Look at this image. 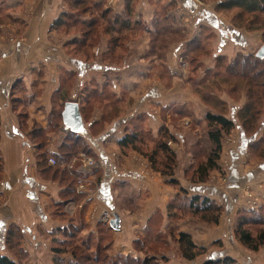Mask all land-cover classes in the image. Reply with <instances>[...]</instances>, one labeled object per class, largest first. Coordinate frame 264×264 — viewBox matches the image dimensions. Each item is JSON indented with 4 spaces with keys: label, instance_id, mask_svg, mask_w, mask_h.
Here are the masks:
<instances>
[{
    "label": "crops",
    "instance_id": "crops-1",
    "mask_svg": "<svg viewBox=\"0 0 264 264\" xmlns=\"http://www.w3.org/2000/svg\"><path fill=\"white\" fill-rule=\"evenodd\" d=\"M129 1L133 18L142 21L143 26L126 42L127 53L121 62L111 63L106 60L109 58H106L108 47L104 33L93 48L92 62L68 53L77 33L53 25L68 11L66 0H0V253L10 255L5 244L8 230L12 226L21 229L20 245L28 254L23 264H55V258L64 264L69 259L65 253L54 257L51 252L52 236H59V229L66 225V220L55 215L54 205L59 202H62L64 216L86 207L83 219L88 227L85 232H95L99 222L110 228L109 222L100 219L103 211L118 214L120 229L112 231L114 240L109 253L143 257V251L135 250L132 243L151 228L156 210L163 213L174 189L163 182L156 171L142 173L131 154L121 158L117 141L123 136L128 121L136 116H141L144 124L155 132L162 125L176 132L169 124L171 120L178 122L181 128L176 135L180 142L188 139L186 133L193 138L191 126L197 121L192 120L205 121L206 107L188 77L192 71L198 73L196 79L205 77V73L202 66H191L188 54L185 55L186 44L199 36L203 26L214 32L215 37L208 43L210 54L200 57L203 67L207 68L214 66V56L223 54L230 58L234 50L247 46L244 34H239L238 41L234 35L242 32L233 28L226 31L228 23L200 0ZM90 2L91 9L80 17L96 16L101 24L107 18L113 20L124 15L127 5V0H119L114 7H108L106 0ZM103 11L109 13L105 19ZM189 15L196 16L193 22L198 29L196 34L188 33L185 22ZM94 75L102 79L101 84L96 80L99 90L110 88L120 99L118 108L122 113L106 125L101 116L110 109L108 104L93 106L87 118L80 108L83 104L78 93ZM71 78L74 81L70 82ZM242 97L241 101L228 104V118L238 129V144L228 155L227 190L207 184L189 186L191 192L216 197L223 204L224 212L218 224L210 226L190 218L178 221V230L189 233L195 245L208 250L187 260L180 256L175 243L172 244L175 249L158 254L167 258L162 264H203L224 256L241 262L237 253L252 261L256 258V254L240 249L233 234L235 210L241 199L234 193L239 186L258 183L255 189L264 210V160L255 166L244 162L245 148L254 135L245 136L235 117L236 111L247 101L245 95ZM70 101L78 104L82 120L78 129L66 126L62 118L64 105ZM59 112L61 116L56 119ZM94 121L98 122L94 126L98 127L96 133L92 132ZM183 126L186 127L182 130ZM261 126H264V118ZM39 128L41 132L32 136ZM67 129L80 135L95 157L96 166L89 177L96 188L88 194L77 192L84 194L77 201L62 199L63 186L46 173H40L36 158L42 150L48 157L58 154ZM40 139L44 140L42 147L38 143ZM142 190L148 195L140 204ZM126 198L135 210L128 211L123 204L121 208L118 206L117 203ZM162 216L166 220V213ZM159 232H165V224ZM259 249L264 252V245ZM260 255L262 262L264 255Z\"/></svg>",
    "mask_w": 264,
    "mask_h": 264
},
{
    "label": "trees",
    "instance_id": "trees-1",
    "mask_svg": "<svg viewBox=\"0 0 264 264\" xmlns=\"http://www.w3.org/2000/svg\"><path fill=\"white\" fill-rule=\"evenodd\" d=\"M90 3L91 2L88 0H66V4L69 7H67L68 11L62 13L54 21L53 25L56 27L61 26L65 30L70 28L77 33L78 37H74L70 42L68 53L72 56L82 57L84 60L92 62L93 60L91 61V59L93 54L89 59L91 49L98 42L94 40L96 37H91V35L94 36V33L97 30V25L101 23L96 16L89 19H82L80 17L91 9ZM125 9L126 11L124 15L117 16L113 20L107 18L109 15L107 11H103V16L105 15L104 19L107 18L106 21L104 20V22H102L103 28H101V33H104L107 38L108 51L106 52V58L115 57L120 61L127 53L126 42L133 36L135 30H138L143 26L142 21L133 18L129 0H127ZM234 9L249 14L264 13V0H221L215 6L216 11H230ZM207 29L210 30V28ZM200 35L201 34H199L196 39L188 41L185 48V55L188 54V60L190 61L191 66H202L205 73V77L196 79L198 82L196 85L199 89H202V92L212 95L213 97V93L215 92L210 90V85H212L210 83L214 84L216 76L212 75L211 72H214L216 68H220L218 67V59L223 58L224 61H226L224 70L227 71L228 74L231 71L234 73L231 74L232 76L228 77L227 75H222L221 80L224 82H227L229 78L241 80L246 89L245 91L248 96V102H246L241 108L243 109L241 126L244 131L248 123H251V118L254 116L256 117L259 113V108L257 106L258 102L264 100V58H258L254 54L251 56L250 54L236 53L231 60L227 61V59H225L226 57L224 58L219 54L214 56L215 65L212 68L203 67L204 65L201 63L200 57L210 53V46L208 47V43L210 44V41L214 38L215 34L214 36L212 34L213 37L209 39L210 41L208 43H206V47L204 46L205 41L199 38L201 37ZM125 36H128V38L126 39ZM204 50L207 52H204ZM260 66H262V68H260ZM215 72L217 74L220 73L219 70ZM72 75L74 74H71V76ZM72 81H74V79L71 78L70 82ZM96 84L97 83L93 79H90L81 87L78 97L81 98V103L83 105L80 106V108L87 118L93 106H105L108 104L110 109L105 110L101 116V120L104 121L106 125L113 118L118 116L117 113L120 115L122 112L120 111L121 108H118V102L120 99L118 100L112 91L105 90V88L99 90L100 87H97ZM256 92H258V94ZM196 93L204 103H207V99L203 98L205 95H202L201 97L198 90ZM220 103L224 105V103ZM60 116V112L57 113L56 119L58 117L60 118ZM108 118L110 119L108 120ZM133 119L128 121L123 136L117 141L120 154L124 155L128 150H134L140 154H143V152L149 153L145 154V156L143 154V156L145 158L148 156L147 160L150 166H152V160L154 158L153 153H155L156 150L163 151L165 146L161 142L158 147L154 148V150L150 149L151 144H147L151 142V138L148 139V135L151 133L150 128L144 124V120L141 116H136V118ZM205 120L208 126L207 137L212 142L213 149H211L205 161L197 168L198 180L200 182H204L206 175L217 167V161L222 147V134L230 132L234 127V122L231 119L219 113L215 114L208 111L205 114ZM96 124H98L97 121L92 123V132L94 133L98 131V127H94ZM34 131L38 133L34 132L32 133V136H37L39 132H41V129L39 128ZM38 143L39 146L42 147L44 145V140L40 139ZM143 144L145 145V150L142 148ZM80 153L90 156L95 160L91 147L83 140V138L80 135H77L75 131L67 129L65 138L60 145L59 153L52 154L56 160L54 165L48 163L47 153L43 150L36 155L40 173H46V175L50 176L49 178L58 180L63 186V191L61 192L63 200L73 199L74 201H77L84 195L76 192V178L78 176H86L87 173H84L79 169L81 165L79 160L74 162L71 161ZM180 190H182V188ZM188 204L191 215L195 216L199 215L197 213H200L202 217H199L206 222L214 224L219 222L221 206L211 198L206 196L200 198L199 194H196L189 199ZM54 206L55 215L66 220V225L59 229V236H52L51 252L54 257H59L64 253L70 254L73 261H71L72 264H162V262L167 261V258L164 256L159 257L158 254L161 251L169 250L170 242L177 243L178 253L183 259L192 260L196 256L205 252V247L195 245L190 234L187 232L180 230H176L175 232L174 230L168 233L167 230H165L164 233L157 231L156 234H153V216L150 222L151 228L146 229L145 234L139 236L132 243L135 250L143 251V257H133L120 253L111 255L109 254V249L113 242V230L104 223L99 222L95 232H85L88 227L83 219L86 207L76 209V212L73 215L64 216L62 202L55 203ZM169 207L171 209H177L176 207L171 206L170 203H168L167 210H169ZM214 211L215 213H212ZM239 212L241 216L238 217L236 223V238L243 247L257 251L259 247L264 245V228H261L256 234H253L247 226L255 224L254 220L259 221L256 225L264 226V218H258L259 216L254 215L259 212V209H241ZM168 215L169 212L166 214V219L168 218ZM22 237L21 229L12 226L8 230L5 237V244L10 255L0 253V264H23V261L27 258L28 254L20 245ZM160 244L162 246L159 250L156 251L153 249V245ZM54 260L55 264H60L59 260L56 258ZM203 264L237 263L232 257L224 256L206 260Z\"/></svg>",
    "mask_w": 264,
    "mask_h": 264
},
{
    "label": "rangeland",
    "instance_id": "rangeland-1",
    "mask_svg": "<svg viewBox=\"0 0 264 264\" xmlns=\"http://www.w3.org/2000/svg\"><path fill=\"white\" fill-rule=\"evenodd\" d=\"M88 1H90V0H88ZM220 1L221 0H200V2L204 6L212 8V10H214V12L217 15H219L223 21L228 23L229 28H225V30L227 29L226 31L229 32L233 28L234 31L236 29V32H238V30H239V32H242V33L234 34L237 37V41L239 38V34H244V36L247 37V41H246L247 46H245V49L239 50L236 47L237 49L232 52V55L230 58H228V56L223 55V54H220V56H222L224 58L226 57L225 59H227V61H229L235 56L236 53L250 54L251 56L253 54L256 55L258 50L262 46H264V13L249 14V13H246L243 11H239L237 9L230 10V11H219V10L216 11L215 6ZM195 18H196V16L189 15L188 20L185 22L187 24L186 27L188 28V33H190V34H193L194 32L196 34L197 30H198L197 28H195L193 26V22H194ZM167 26H168V24H167ZM101 28H103V24H98L97 30L94 33V36L91 35V37H96V39H94L96 42H99V40H100L99 37L102 35V33H101L102 29ZM207 28H209V27L203 26V28L200 29L201 30L200 31L201 37H199V38L203 39V41H205V43H204L205 47H206V43H208L210 41L209 39H211L214 36V32L211 31V29L209 30ZM212 34H213V36H212ZM125 38L127 39L128 36H125ZM97 44H95L92 47L91 55H90L89 59L92 57L93 48L95 46H97ZM207 50H209V49H207ZM204 52H207V51L204 50ZM106 60L111 62V63L121 62V60L118 61V59H116L115 57L109 58ZM178 61L180 62L179 56H178ZM213 63H214V60H213ZM214 65H215V63H214ZM225 65H226V61H224L223 58L218 59V67H220V68H216V70H214V72H211L212 75L216 76L215 80H214L215 81L214 84L210 83L212 85H210L211 88L209 87L210 90H213L215 92V93H213V97H212V95H209L207 93L202 92L201 91L202 89H199L197 87L196 83H198V82L195 78V75H198V73H194L192 71L188 78L190 80V83L192 84V88L195 89L196 91L198 90V93L201 97H202V95H205V97H203V98L207 99V103L203 102V104H205L204 106L206 107L205 111L206 112L210 111V112L215 113V114H218V113L223 114L225 117L228 118L229 111H230V108L228 105L229 102L230 103L239 102L243 98L242 96L245 95V98L247 100V101H245V103H246V102H248V96H247V93L245 91L246 89L244 88V84H242L241 80L232 79V78H229V80L227 82H224L221 80L222 75H227V77H228V76H232L231 74L234 73L233 71H231L228 74V72L224 70ZM221 67H222V70H221ZM260 68H262V66H260ZM217 70L220 71L219 74H217L215 72ZM91 74H96V73H91ZM90 78H92L96 83H97V81L99 84L102 83V79L100 76L94 75L92 77H89L88 79H90ZM98 83L96 84L97 87L99 86ZM105 90L111 91L110 88H106V87H105ZM258 90H260V89H258ZM256 93L258 94V92H256ZM208 96H211V97H208ZM94 97H96V96H94ZM204 101H206V100H204ZM220 102L224 103V105L221 104ZM257 106L259 108V113L257 114L256 117L254 116L253 118H251L252 119V120H250L251 123H248V125L246 126V129L244 130L245 136H250V135L253 136L254 135L253 137L251 136L252 139L250 140V142H248V144L245 148L244 162L248 163L250 166H255L264 160V126H261L262 120L264 118V100L258 102ZM120 111H122V110H120ZM242 112H243V109H238L236 111V115H235L240 126L242 124ZM117 115H119V114L117 113ZM240 117H241V119H240ZM109 119L110 118H108V120ZM192 121H197V123L196 122L192 123V126H191V128H192L191 134L194 136H193V138L189 137L186 133L185 136L188 139H186L184 142H180L179 137L176 135V133L180 134L179 131L181 128L180 124H178V122L176 123L175 121L171 120L170 124H169V125H172L175 129H177L176 132H171L169 126H165V125H162L160 128H158V130L156 132L154 130L151 131L150 135H148V139L151 138V142L147 143V144H151L150 149L154 150V148L158 147L161 142L165 146V149L163 151L156 150L155 153H153L154 158L152 160V166H150V164L147 160L148 156L146 155L147 157L146 158L144 157L145 154H149V153L143 152V154H144V156H143V154H140L137 151L128 150L127 153H125L124 155H121V158H123V157L125 158L129 154H131V157L133 159H135V160L137 159L136 161H138V165H139L138 168L140 169V171H142V173L146 174L149 171H154V172L156 171L159 174V176L162 177L163 182L170 185L174 189V194L171 195V197L168 199V203H170L171 206H174L177 209H171L169 207V210H167V207H168V203H167L165 210L163 211V213H166V214H167V212H169V215L167 216L168 218L166 220L163 218V216H162L163 213H161L160 210H156L154 212V214H153L154 218H153V224H152V227H153L152 233L153 234H156L157 231L159 232V230L161 228H163L164 224H165V230H167L168 233L172 232L174 230L176 232V230H178V228H180L178 225V221L183 220L184 218H190L195 222L210 225V226L217 225L218 223L214 224L211 222L204 221L201 218L202 215H200V213H197L199 215H195V216L191 215V212L188 208V205H189L188 202H189V199L191 197L195 196L196 194L197 195L199 194L200 198L204 197V196L209 197L212 200H214L217 204H219L221 206L220 207V213H219L220 217L222 216V214L224 212L223 204L221 202L219 203V201L216 200V197H211L210 195H207V194L202 193V192H191L189 189V186L191 184H195V185L207 184L209 186L218 187V190H222V189L226 188L227 185H225V184L228 181L227 178H228V170H229V156L228 155H229L230 150L232 148H235L238 144V129L236 127H233V129L230 132L222 134V139H221L222 147H221L219 159L217 161V167L215 169L211 170L206 175L204 182H200L198 180L197 168L202 162L205 161V159L208 156V154L210 153L211 149H213V144L207 137L208 126H207L206 120L203 121V120L195 118V120H192ZM184 127H186V126H183L182 130ZM241 128H242V126H241ZM162 140H164V141H162ZM168 141L172 142L171 145L167 144ZM143 143H144V141H143ZM144 146L145 145L143 144L142 145L143 150H145ZM137 154H140L142 156H139ZM257 185L259 187L258 183H248V184H245L244 186L241 185V186H239V188L236 189V192L234 193L236 195L239 194L238 197L240 196V198H241L239 200L238 207H236V210H235V221H234V227H233V234H234L235 238H236L235 229H236L237 219L239 216H241L239 211L241 209H243V210L249 209L248 204H246V200H245L246 199V196H245L246 191H244V189L248 187L250 194L253 193L254 195L259 197V193H258L257 189H255V188H257ZM181 188H182V190H180ZM226 190H227V188H226ZM140 195H141V200H140V204H141L142 200L146 197V195H148V192L142 190ZM128 200L129 199L126 198V200L124 202L122 200V201H120L121 203L118 202L117 204L120 208L122 207V204L125 205L124 208L128 211L135 210V206H131L128 203ZM260 200L261 199L259 198V202H260V205L258 208L259 212L255 213L254 215L259 216L258 218H264V210H262L263 205L261 206L262 201H260ZM212 213H215V211ZM199 216H201V217H199ZM243 217H241V218H243ZM255 221H257V222H255ZM258 222H259L258 220H254L255 224H251V225L247 226V228L249 227V230L251 233L256 234L259 230H261V228H264V226L256 225V224H258ZM113 238L114 237L112 234V240H114ZM236 240H237V238H236ZM237 242H238V240H237ZM172 244H175V243L170 242L169 249L172 248V250H173V249H175V246H173ZM238 244L241 246L240 247L241 250L249 253L250 255L256 254V258L254 259V261H252L253 259H247L244 256H242V254L237 253L236 256L241 261V262H238L237 259L233 258L237 264H264V260L262 262L260 261V260H262V255H260V254L264 255V252H262L260 249L258 250L259 252H256V253L250 252L251 251L250 249L243 247L239 242H238ZM219 245H220V243H219ZM161 246L162 245L160 244V245H153L152 247H153V249H155L157 251V250H159V248H161ZM207 250H208L207 247H205V252H203L201 254H205L207 252ZM115 254H118V253H115ZM67 255L69 256V259L66 260V263H64V264H72L73 261H72L71 255L70 254H67ZM111 255H114V253H111ZM243 255H245V254H243Z\"/></svg>",
    "mask_w": 264,
    "mask_h": 264
},
{
    "label": "built area",
    "instance_id": "built-area-1",
    "mask_svg": "<svg viewBox=\"0 0 264 264\" xmlns=\"http://www.w3.org/2000/svg\"><path fill=\"white\" fill-rule=\"evenodd\" d=\"M119 2V0H106V5L108 7H114L117 3ZM9 39H12L11 37ZM171 141H168L167 144L171 145ZM79 160L81 162V165L79 167L80 170H82L84 173H87L86 176H78L76 178V192H85V193H92L95 188H96V184L94 183V181L91 180V178L89 177V174L91 172V170L96 166L95 165V160L90 157L87 156L83 153H80L77 157H74L72 159V162ZM48 163L51 165H54L56 163V160L54 157H48L47 159ZM245 192V196H246V204H248V208L249 209H253V210H257L259 208L260 202H259V197L252 194H250L249 188H245L244 189ZM91 213H93V209L91 211ZM90 213V214H91ZM113 213L110 211H103L101 214L100 219L105 221V222H109V220L112 218ZM93 217V215H92Z\"/></svg>",
    "mask_w": 264,
    "mask_h": 264
},
{
    "label": "water",
    "instance_id": "water-1",
    "mask_svg": "<svg viewBox=\"0 0 264 264\" xmlns=\"http://www.w3.org/2000/svg\"><path fill=\"white\" fill-rule=\"evenodd\" d=\"M256 56L258 58H264V46L258 50ZM62 118L66 126L73 129H78L82 122L78 104L71 101L65 103L64 109L62 111ZM109 226L114 231H118L120 229V218L118 214L113 213L112 218L109 220Z\"/></svg>",
    "mask_w": 264,
    "mask_h": 264
}]
</instances>
